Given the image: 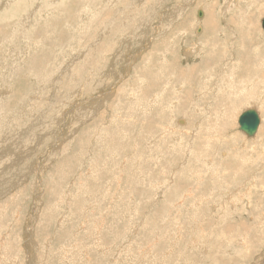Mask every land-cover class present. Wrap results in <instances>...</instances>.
I'll use <instances>...</instances> for the list:
<instances>
[{
	"label": "rangeland",
	"instance_id": "obj_1",
	"mask_svg": "<svg viewBox=\"0 0 264 264\" xmlns=\"http://www.w3.org/2000/svg\"><path fill=\"white\" fill-rule=\"evenodd\" d=\"M0 2V264H264V0Z\"/></svg>",
	"mask_w": 264,
	"mask_h": 264
},
{
	"label": "water",
	"instance_id": "obj_2",
	"mask_svg": "<svg viewBox=\"0 0 264 264\" xmlns=\"http://www.w3.org/2000/svg\"><path fill=\"white\" fill-rule=\"evenodd\" d=\"M202 16V12H199V17ZM264 22V20H263ZM264 29V23H263ZM239 130L245 133L249 138L255 136L260 125V118L258 112L254 109H248L241 114L238 120Z\"/></svg>",
	"mask_w": 264,
	"mask_h": 264
},
{
	"label": "bare ground",
	"instance_id": "obj_3",
	"mask_svg": "<svg viewBox=\"0 0 264 264\" xmlns=\"http://www.w3.org/2000/svg\"><path fill=\"white\" fill-rule=\"evenodd\" d=\"M7 1H8V0H7ZM0 3H1V2H0ZM5 3H7V2H3V3H1L0 6L3 5V4H5ZM2 11H3V10H2ZM33 16H34V15H33ZM201 17H202V16H201ZM201 17H200V18H201ZM263 20H264V19H262V23L260 22V24H261V28H262V29H263V23H264ZM248 23H250V22H248ZM255 23H257V22H255ZM204 24L206 25V28H210L211 31H213V30H214V31H217V25L215 24V22H214L213 20H211V19H207V21H206ZM252 24H253V23H252ZM253 26H254V25H252V27H253ZM257 26L260 27L258 23H257ZM200 27H201V26H200ZM261 28H260V29H261ZM212 29H213V30H212ZM254 69H255V64H254ZM251 89H252V88H251ZM252 94H254V93H252ZM252 94H251V95H252ZM68 97H69V96H68ZM70 98H71V96H70ZM251 98H252V97H251ZM251 100H252V99H251ZM194 101H195V100H194ZM59 105H60V104H59ZM63 105H64V104H63ZM254 106H255V105H254ZM254 109H255V108H254ZM255 110L257 111V109H255ZM257 112H258V111H257ZM258 115H259L260 123H261L262 117H261V115H260L259 112H258ZM240 116H241V115H240ZM240 116H239V117H240ZM238 124H239V123H238ZM229 127L231 128V126H229ZM232 127H233V125H232ZM260 128H262V127H261V124H260V126H259V128H258V130H257V133L255 134V136L258 135V133H259V131H260ZM242 133H243V132H242ZM243 134H244L247 138H249L245 133H243ZM255 136H253V137H251V138H255ZM80 150H81V149H80ZM80 152H81V151H80ZM256 152H257V151H256ZM242 157H243V156H242ZM255 158H256V157H255ZM59 172H60V171H59ZM65 179H66V178H65ZM229 190H230V189H229ZM248 192H249V191H248ZM229 197H230V196H229ZM229 197H227V198H229ZM227 198H226V199H227ZM230 199H231V197H230ZM227 206H228V205H227ZM85 219H86V218H85ZM82 222H83V221H82ZM82 222H81V223H82ZM82 224H83V223H82ZM80 225H81V224H80ZM99 241H100V240H99ZM206 251H207V250H206ZM87 253H88V252H87ZM11 259H12V258H11Z\"/></svg>",
	"mask_w": 264,
	"mask_h": 264
}]
</instances>
